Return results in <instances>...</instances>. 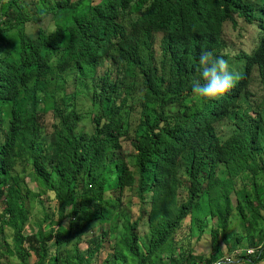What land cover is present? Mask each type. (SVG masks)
Listing matches in <instances>:
<instances>
[{
  "label": "trees",
  "instance_id": "16d2710c",
  "mask_svg": "<svg viewBox=\"0 0 264 264\" xmlns=\"http://www.w3.org/2000/svg\"><path fill=\"white\" fill-rule=\"evenodd\" d=\"M205 50L217 100L191 92ZM226 258L264 262V0H0V264Z\"/></svg>",
  "mask_w": 264,
  "mask_h": 264
},
{
  "label": "clouds",
  "instance_id": "9594fccd",
  "mask_svg": "<svg viewBox=\"0 0 264 264\" xmlns=\"http://www.w3.org/2000/svg\"><path fill=\"white\" fill-rule=\"evenodd\" d=\"M161 36L160 32L157 38L160 39ZM198 62L200 79L191 82L194 99L217 100L221 98L230 90L235 78L228 61L221 55H213L211 50H205L198 56Z\"/></svg>",
  "mask_w": 264,
  "mask_h": 264
},
{
  "label": "rangeland",
  "instance_id": "374dc122",
  "mask_svg": "<svg viewBox=\"0 0 264 264\" xmlns=\"http://www.w3.org/2000/svg\"><path fill=\"white\" fill-rule=\"evenodd\" d=\"M237 19H238V20H241V19L238 18V17H237ZM241 23H242V20H241V22H240V25H238L237 28H239V27L241 26V28H243L245 34L240 35L239 37H237V39H242V41H249V42H250L251 39H252V41H253V39L255 38V36H254L253 33H256L257 36H258V31H255L254 28H252V27L242 26ZM229 25H230V22H229V21L225 23V29H224V31L227 32L228 30L231 29V28L229 27ZM241 28H240V29H241ZM247 33L250 34V35H249L250 37H247V36H246ZM252 34H253V35H252ZM251 36H252L253 38H252ZM228 37H229V36H228ZM232 41H236L235 36H232ZM260 84H262V83H261L259 80H257V79H253V80L251 81V89H250V92H251V95H252V96L248 98V103H252V104L255 103V105H262V101H263V99H262V90H261ZM85 103H86V102H85ZM246 104H247V99H245V100L242 101V105H241V107H240V110H241L242 112L247 111V110L249 109V108L246 106ZM87 106H88V105H86L85 108L83 109L84 111H86ZM35 184L38 186V183L35 182ZM40 198H44V195L40 194ZM203 202H204V201H203ZM32 203H34V202H32ZM52 205H53V204H52ZM52 205H51V206H52ZM46 206H48L47 203H46ZM34 207H35L34 209H35V211H36V206L34 205ZM198 212H201V211H198ZM196 216H197V215H196ZM200 216H202V215H200ZM189 221H190V219H187V220H186V222H185L184 225H183V229H182V231L179 233V236L176 237L177 239L183 237V241L185 242V241H186L185 238H187L188 235H191V234H189V231H188V230H189V227H188V225H189ZM27 229H28V228H27ZM28 230H30V228H29ZM140 231H142V232L147 231V227H146V226L143 227L142 229H140ZM197 236H198L197 231H196L195 229H193V235H192V238H193V239H192V240H194V241L190 243V244H191V249H192V251H193L194 253H201V254H206V253L212 251V250H210V248H209V246H208V238H206V237H201V238L199 239V242H198V243H195ZM244 243H245V242H244ZM84 246H85V245L82 244V247H84ZM247 249L251 250V252H253V253H254V251L256 250V249L253 248V247H249V248H247L245 244H242V246H241L240 248H238L237 253H238V254L251 253V252H248ZM253 250H254V251H253ZM229 260H230V259H229ZM238 261H239V260H237L236 262H238ZM239 264H240V263H239ZM258 264H264V262H260V263H258Z\"/></svg>",
  "mask_w": 264,
  "mask_h": 264
},
{
  "label": "built area",
  "instance_id": "2783aa9c",
  "mask_svg": "<svg viewBox=\"0 0 264 264\" xmlns=\"http://www.w3.org/2000/svg\"><path fill=\"white\" fill-rule=\"evenodd\" d=\"M230 260L228 259V258H226L225 260H223V261H219V262H217L216 264H226V263H228ZM154 264H158V263H154Z\"/></svg>",
  "mask_w": 264,
  "mask_h": 264
}]
</instances>
